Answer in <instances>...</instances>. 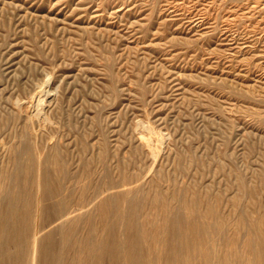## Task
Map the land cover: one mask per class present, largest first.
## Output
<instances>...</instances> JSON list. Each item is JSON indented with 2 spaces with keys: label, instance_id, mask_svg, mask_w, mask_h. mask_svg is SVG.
Instances as JSON below:
<instances>
[{
  "label": "rangeland",
  "instance_id": "374dc122",
  "mask_svg": "<svg viewBox=\"0 0 264 264\" xmlns=\"http://www.w3.org/2000/svg\"><path fill=\"white\" fill-rule=\"evenodd\" d=\"M34 257L264 264V0H0V264Z\"/></svg>",
  "mask_w": 264,
  "mask_h": 264
},
{
  "label": "bare ground",
  "instance_id": "6f19581e",
  "mask_svg": "<svg viewBox=\"0 0 264 264\" xmlns=\"http://www.w3.org/2000/svg\"><path fill=\"white\" fill-rule=\"evenodd\" d=\"M38 231H39V230H37L36 233H38ZM37 235H38V234H37ZM41 239H43V238H41ZM41 239H37V238L35 239L36 246H37V243H39ZM36 246H35V248H36ZM36 250H37V249H36ZM35 253H36V252H35ZM33 260H34V264H35V257H34Z\"/></svg>",
  "mask_w": 264,
  "mask_h": 264
}]
</instances>
